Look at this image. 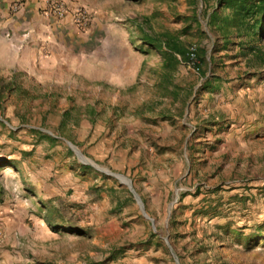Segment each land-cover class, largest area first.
<instances>
[{"label": "rangeland", "instance_id": "obj_1", "mask_svg": "<svg viewBox=\"0 0 264 264\" xmlns=\"http://www.w3.org/2000/svg\"><path fill=\"white\" fill-rule=\"evenodd\" d=\"M63 1L77 39L33 72L0 62L1 201L23 209L0 264H264V35L212 52L215 0ZM165 33L204 51L199 71L164 68L144 38Z\"/></svg>", "mask_w": 264, "mask_h": 264}, {"label": "crops", "instance_id": "obj_2", "mask_svg": "<svg viewBox=\"0 0 264 264\" xmlns=\"http://www.w3.org/2000/svg\"><path fill=\"white\" fill-rule=\"evenodd\" d=\"M51 1L62 2L67 10H73L63 0ZM45 2L46 0H0V15L2 16L0 18V34H5L8 30H11L12 35L10 39L4 38L2 42L5 53L3 56L1 55L0 62L7 69L33 72L35 70L36 55L46 54L48 51L49 54L54 55L55 48H59L68 37L75 35L74 31L68 29L72 24H67L69 25L67 26L66 24L63 25V22L59 24L55 18L50 20L45 18V11L47 10ZM11 3L14 7L20 6L18 10L21 11L18 15L22 14V10L24 11L22 17L16 14L14 17H9V19L5 18L12 8ZM68 17L66 15L64 23H69ZM75 38L77 39L78 36L75 35ZM8 54L12 56H8ZM45 62L48 63L47 59H45ZM1 196L0 190V243L5 241L6 236H11L14 243L15 231L18 224H22L23 209L19 207L22 204L18 200L13 202L1 201Z\"/></svg>", "mask_w": 264, "mask_h": 264}, {"label": "trees", "instance_id": "obj_3", "mask_svg": "<svg viewBox=\"0 0 264 264\" xmlns=\"http://www.w3.org/2000/svg\"><path fill=\"white\" fill-rule=\"evenodd\" d=\"M203 1L208 2V0ZM206 20L207 26L211 28L216 36L212 52L219 51L216 48L219 38L224 39L223 49H227L228 45H231V42L226 40L228 38H241L245 42L260 40L264 35V0H215V8L207 12ZM195 22L198 23L196 18ZM144 39L147 45L160 50L164 57V68L170 71L175 70L181 61L191 65L197 71L200 69L197 61L201 64L206 62L203 50H200L202 55H197L194 51H187L182 43L167 33L159 37L145 36ZM245 48L254 51V47ZM191 53L194 54L193 58H191ZM178 57H180V60ZM209 60L210 65H212L214 58L211 56ZM37 133L42 135L41 132ZM51 140L53 141V139ZM79 168L82 172L93 171L91 167L85 165H80ZM47 225L53 228L49 223Z\"/></svg>", "mask_w": 264, "mask_h": 264}, {"label": "water", "instance_id": "obj_4", "mask_svg": "<svg viewBox=\"0 0 264 264\" xmlns=\"http://www.w3.org/2000/svg\"><path fill=\"white\" fill-rule=\"evenodd\" d=\"M68 146L69 148L74 152L75 156L77 157L78 161L81 162L82 164L84 165H88V166H91L92 168H94L95 170H97L98 172H101L103 174H106L107 176H110V177H113L115 179H117L121 184H125L130 192L132 193L134 199L136 200L137 204L139 205L140 207V210L141 212L143 213V216L149 220L151 223H153L154 221L148 217V215L145 213L144 211V206H143V203L142 201L140 200L139 196L137 195V193L135 192V190L132 188L131 186V182L130 180H128L127 178H125L124 176L120 175V174H115V173H112L110 172L108 169L106 168H103V167H100L99 165H97L96 163H94L93 161L89 160L88 158H86L85 156H83L80 151L75 147L73 146L72 144L68 143ZM165 241H167L165 239ZM173 257L175 258L176 260V257L175 255L173 254ZM177 262V260H176ZM178 264V262H177Z\"/></svg>", "mask_w": 264, "mask_h": 264}, {"label": "built area", "instance_id": "obj_5", "mask_svg": "<svg viewBox=\"0 0 264 264\" xmlns=\"http://www.w3.org/2000/svg\"><path fill=\"white\" fill-rule=\"evenodd\" d=\"M47 10L45 11V14L47 17H54L58 20H62L66 14H67V8L62 2L57 1H51L46 0ZM79 11L74 14L73 18L75 20V23L80 28H85L89 23V18L86 12H80L82 9H77ZM9 37V35H7ZM192 51V50H191ZM194 57V54L191 53V58Z\"/></svg>", "mask_w": 264, "mask_h": 264}]
</instances>
